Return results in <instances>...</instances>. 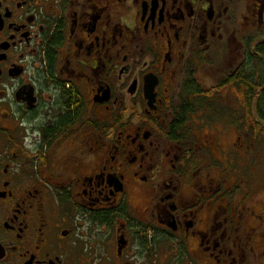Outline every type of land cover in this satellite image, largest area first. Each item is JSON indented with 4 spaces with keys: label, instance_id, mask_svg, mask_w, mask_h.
<instances>
[{
    "label": "flooded vegetation",
    "instance_id": "flooded-vegetation-1",
    "mask_svg": "<svg viewBox=\"0 0 264 264\" xmlns=\"http://www.w3.org/2000/svg\"><path fill=\"white\" fill-rule=\"evenodd\" d=\"M263 97L264 0H0V264H264Z\"/></svg>",
    "mask_w": 264,
    "mask_h": 264
},
{
    "label": "rangeland",
    "instance_id": "rangeland-1",
    "mask_svg": "<svg viewBox=\"0 0 264 264\" xmlns=\"http://www.w3.org/2000/svg\"><path fill=\"white\" fill-rule=\"evenodd\" d=\"M255 143L257 145V147H256L257 154L260 156L263 155L262 162L258 166L254 167V169H253V173H254L253 174V184L257 185V184H260L264 181V146L258 140ZM260 144H262V146H260Z\"/></svg>",
    "mask_w": 264,
    "mask_h": 264
},
{
    "label": "trees",
    "instance_id": "trees-1",
    "mask_svg": "<svg viewBox=\"0 0 264 264\" xmlns=\"http://www.w3.org/2000/svg\"><path fill=\"white\" fill-rule=\"evenodd\" d=\"M258 104H259L260 109L263 110L264 109V97L262 98V100H259ZM258 116L260 119L262 118L261 116H263L264 118V115H260V112Z\"/></svg>",
    "mask_w": 264,
    "mask_h": 264
}]
</instances>
